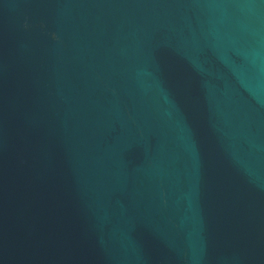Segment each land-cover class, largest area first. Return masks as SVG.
<instances>
[{"label":"water","instance_id":"95a60500","mask_svg":"<svg viewBox=\"0 0 264 264\" xmlns=\"http://www.w3.org/2000/svg\"><path fill=\"white\" fill-rule=\"evenodd\" d=\"M0 264H264V0H0Z\"/></svg>","mask_w":264,"mask_h":264}]
</instances>
